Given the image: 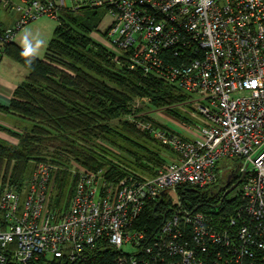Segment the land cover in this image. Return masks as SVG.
I'll use <instances>...</instances> for the list:
<instances>
[{
	"label": "built area",
	"instance_id": "1",
	"mask_svg": "<svg viewBox=\"0 0 264 264\" xmlns=\"http://www.w3.org/2000/svg\"><path fill=\"white\" fill-rule=\"evenodd\" d=\"M6 6L19 17L1 44L43 16L59 23L63 10L105 9L107 28L91 36L119 64L186 93L198 121L161 126L132 112L174 159L143 180L72 170L60 212L50 207L56 167L37 163L22 191H0V264H264V0H0ZM229 170L244 176L232 210L173 202L184 187L221 192L218 172ZM163 199L174 205L168 218L154 231L134 227Z\"/></svg>",
	"mask_w": 264,
	"mask_h": 264
},
{
	"label": "trees",
	"instance_id": "2",
	"mask_svg": "<svg viewBox=\"0 0 264 264\" xmlns=\"http://www.w3.org/2000/svg\"><path fill=\"white\" fill-rule=\"evenodd\" d=\"M103 16L105 9L102 8L79 12L63 10L43 58L32 55L13 41L0 43L4 53L28 71L26 79L16 87L10 104L0 109L32 123L21 133L7 130L16 137L15 144L0 141V191L5 188L22 191L33 164L47 162L57 166L50 207L60 212L67 208L74 192L70 158L78 168L74 170L104 169V177L112 182L127 177L143 180L154 176L156 171L146 162L163 165L158 152L163 147L161 142L136 127L133 121L122 120L118 126L112 122L127 115L131 102L137 97H146L155 108H162L177 104L188 95L170 83L130 70L115 61V54L91 36L92 32L99 31ZM148 117L146 120H151ZM144 138L156 144V150L140 142ZM56 140L64 146L46 152L48 158L42 146ZM105 142L124 155L106 148ZM218 182L224 183L220 172ZM176 193L188 211L216 213L232 210L240 204L238 190L226 197L222 192L209 193L192 187H184ZM64 201L66 205L62 207ZM173 208L171 200L164 199L156 206L149 205L138 216L134 227L154 231L164 216H170Z\"/></svg>",
	"mask_w": 264,
	"mask_h": 264
},
{
	"label": "rangeland",
	"instance_id": "3",
	"mask_svg": "<svg viewBox=\"0 0 264 264\" xmlns=\"http://www.w3.org/2000/svg\"><path fill=\"white\" fill-rule=\"evenodd\" d=\"M110 19H111V17L108 15L103 16V19H101L99 26H98L99 34L104 32V30L107 28V25H108V22ZM57 25H58V22L55 19H51V18L46 17V16H43L37 20L31 21L30 23L25 25L24 28H22L21 30H19L17 32V34L20 35V37H21L20 43L22 44V46L24 47V49L27 52H29L32 55L39 57V58L43 57L46 53L48 42L53 38L54 30H55ZM187 100H188V98L185 97L184 100H182L181 102H179L177 104L169 105V106L162 107V108H155L151 104L150 99H148L146 97L145 98L137 97L131 102L130 111L127 113V115H124L122 117V119L117 118L116 120H114L112 122V124L114 126H118L119 125L118 123L122 120L131 121L129 118V115L132 112L135 113V118H137V119L141 118L142 120H146L147 117L149 116L148 117L149 119H151L155 124H157V123L161 124V126H163V124L166 123V121H165L166 119H168L169 121H171L173 119L179 120V121H184L190 117V118H192V120L194 122H197L198 120L193 119L191 114H195L198 116V113L196 112L195 107L191 103H187ZM13 116H12V118L10 117V122L12 123L13 126H16L18 128V129L16 128L17 133H21V131H23L24 129H29L31 127V125H32L31 122L24 120V119H21L17 116H14V117ZM3 133H4V136L0 137V141L6 142V143H11V144L12 143L15 144L17 142L16 137H14L10 133H8L7 130H4ZM140 142H143L144 144H146L150 148H154L153 151L156 150V148L154 146H157V145L156 144L152 145L151 144L152 142L147 140L146 138L140 140ZM161 144L163 145V147H161V149H159L158 152L164 160L163 165L162 166H156V165H153V164L148 163V162L145 163V164H148L149 166H151L154 171H157L158 169L166 166L168 163H170L174 159V156H173L170 148L163 143H161ZM103 145L106 148H108L109 150H111L112 152H114L115 154H118L121 156L124 155L121 150H119L117 147L113 146L112 144L105 142V143H103ZM61 146H64V144L61 141L56 140V141H51V142H45L44 145L42 146V150L44 151V153L53 152ZM46 156L48 157L49 154H47ZM236 162H237L236 159L233 160L232 162L222 160L219 162V165L221 168H224L226 166L235 165ZM69 165H70L69 169H72V170L78 169L77 166L74 164L73 158H70V164ZM35 166H36V163L33 164L32 168L30 170L29 176L34 171ZM55 167L57 168V166H55ZM102 170H103V173L106 172V170H104V169H102ZM223 173L224 172L221 171V178H222V180H225V175ZM70 174H71V181L73 183L72 186L74 188L75 179L72 176V172H70ZM54 189H55V178L53 177V187L51 190V197H50L51 201L54 197ZM170 196L172 197L173 202L176 203L177 202V195L175 193L171 192ZM62 205H63L62 207H64L66 205V202L64 201V203Z\"/></svg>",
	"mask_w": 264,
	"mask_h": 264
},
{
	"label": "crops",
	"instance_id": "4",
	"mask_svg": "<svg viewBox=\"0 0 264 264\" xmlns=\"http://www.w3.org/2000/svg\"><path fill=\"white\" fill-rule=\"evenodd\" d=\"M18 17V12L8 6L0 8V31L12 26ZM20 38V35L16 34L13 43L24 48L20 43ZM27 74L28 71L23 65L10 58L4 53V50L0 48V106L7 107L10 104L16 87L26 79ZM12 116L13 115L0 109V137L4 136L3 131L5 129L13 132H16L18 129L10 122V117L12 118ZM165 121V125H172V122L168 119Z\"/></svg>",
	"mask_w": 264,
	"mask_h": 264
},
{
	"label": "flooded vegetation",
	"instance_id": "5",
	"mask_svg": "<svg viewBox=\"0 0 264 264\" xmlns=\"http://www.w3.org/2000/svg\"><path fill=\"white\" fill-rule=\"evenodd\" d=\"M223 174L225 175V180L221 185V192L223 196H228L233 191H235L236 188H238V186L240 185V178L238 174L233 170L225 171ZM231 188L232 190H230Z\"/></svg>",
	"mask_w": 264,
	"mask_h": 264
},
{
	"label": "water",
	"instance_id": "6",
	"mask_svg": "<svg viewBox=\"0 0 264 264\" xmlns=\"http://www.w3.org/2000/svg\"><path fill=\"white\" fill-rule=\"evenodd\" d=\"M243 177H244V176L241 177L240 181L243 179ZM230 190H232V188H231Z\"/></svg>",
	"mask_w": 264,
	"mask_h": 264
}]
</instances>
